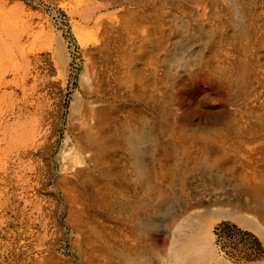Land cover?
Instances as JSON below:
<instances>
[{
	"label": "bare ground",
	"instance_id": "1",
	"mask_svg": "<svg viewBox=\"0 0 264 264\" xmlns=\"http://www.w3.org/2000/svg\"><path fill=\"white\" fill-rule=\"evenodd\" d=\"M6 221L29 264L64 227L88 264H264L220 234L264 249V0H0Z\"/></svg>",
	"mask_w": 264,
	"mask_h": 264
},
{
	"label": "rangeland",
	"instance_id": "2",
	"mask_svg": "<svg viewBox=\"0 0 264 264\" xmlns=\"http://www.w3.org/2000/svg\"><path fill=\"white\" fill-rule=\"evenodd\" d=\"M8 214L10 213L8 212ZM28 228L22 223L11 221H6L0 225L2 230H0V264H29V259L17 258L14 247V240L18 233L21 234L20 237L22 236V241L25 243L24 237L29 232ZM220 234L223 245L228 250V256H244L250 261H253L254 258L264 257V249L255 243H251L248 235L242 233L236 226H224ZM74 236L75 231L69 227H64L63 231L50 228L48 239L51 240L55 248V254L70 264H88L74 247L72 243Z\"/></svg>",
	"mask_w": 264,
	"mask_h": 264
}]
</instances>
